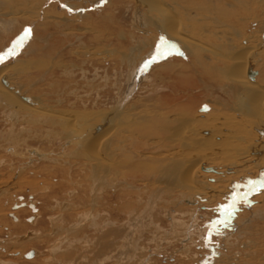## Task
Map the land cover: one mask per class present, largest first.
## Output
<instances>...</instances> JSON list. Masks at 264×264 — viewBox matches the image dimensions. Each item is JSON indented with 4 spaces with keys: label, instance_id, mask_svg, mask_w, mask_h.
I'll list each match as a JSON object with an SVG mask.
<instances>
[{
    "label": "bare ground",
    "instance_id": "obj_1",
    "mask_svg": "<svg viewBox=\"0 0 264 264\" xmlns=\"http://www.w3.org/2000/svg\"><path fill=\"white\" fill-rule=\"evenodd\" d=\"M115 1H117V4L115 6L118 5L117 8L118 11L124 5H126L127 2H129V0H107L108 4L106 6L114 5L116 3ZM132 1L134 2V9H135L134 13L137 14L135 15V23L136 21H138L136 24L138 33L136 32L135 33L136 34L140 33L138 35V41L134 36L135 33L133 34L131 33L129 36L132 37V40L130 41H132L133 44L132 46L127 48V51H129V53L128 52H126L125 54L122 52L120 53L118 49L115 48V52H116L115 59H117L118 64L120 62V64L122 63V65H128L130 68H135V66L137 67L133 69L134 72L132 71V73L134 74L131 76L132 77L131 82L130 83L128 82L129 83L128 85L130 87L129 94L131 95L135 91L134 89L135 80L138 81L139 79V81L143 82L147 79L146 77L142 79V77L139 76L140 74L137 72L140 63L144 60V58L146 59L145 54H144L145 57L143 56V52L147 48L148 49L153 48L152 45L155 46L158 39L163 38L164 43H167L168 45L170 44L174 46L177 50L183 51L186 54V58L184 59L185 61L182 59L181 60L172 59L173 60L172 63H171V59L169 60L167 59L168 62H166L164 65L154 66L153 69L155 70L157 69L155 72L157 73L158 69L161 68L163 70V74L167 76H171V78L173 79L174 77H179V81L181 84H185L187 82V84L181 86L184 89H187L188 87L198 88L203 86L205 88L204 90L209 92L212 89H215L217 85L222 92L226 93V95L229 98L234 100L233 102L234 104H232L230 109L234 114L231 115L228 113L226 114L222 113V115L221 114L219 115L218 114L219 112L218 113L214 112L215 109L217 108L213 109V106L210 103L206 104L210 108L207 112H201L199 110L198 113L196 112L194 113V111L190 109L191 108L190 106L187 107L183 106L178 109L176 104L172 105L171 103V105H169L168 103H164L163 104L165 105L164 107H159L158 111L151 110L152 112L150 111L149 112L150 114L147 112L144 113L143 111L142 112L140 111L138 114L133 113L132 115L133 117H131V115L128 113L129 123L131 121L133 123L140 121L143 122V124L140 122V125L139 124L128 125L126 124L127 111H125L126 109L124 110L125 107H122L119 113H117L116 111L118 109H115L112 112L108 113L107 116L105 117H103V115H100L101 119L96 120L97 124L93 128H91V131L89 132L86 129L87 126L83 124L84 122L81 123L77 121L79 125L77 124L76 117H74V114L68 113L63 115L64 118L62 120H64L66 123L69 122V125H71L70 128H67L68 126H66V124L64 123L61 124L62 126H66L65 130L67 129L68 131V129L75 127V129L71 133L72 142L75 143V141L77 140L85 142L86 151L89 152L90 154L89 156L86 157L83 156V157L87 158L85 165L86 167L89 166L90 173L88 177L93 182L91 184V187L93 185L91 192L92 194L94 193V199L96 200V202L94 203V207L95 206H97L98 208L101 207L102 204H100L99 198L100 196L102 197L100 193L104 191L105 187H106V191L104 193L105 195L109 193L111 194L112 192H114V195L109 194L107 196L108 198L111 199L109 210L107 207L105 208L107 209V211L98 209L95 210L94 214L88 213V211L82 214L80 213L81 215L78 221L74 222L69 228L68 226H66L67 227L66 231L68 230L67 232L71 233V232H76L77 229L78 231L81 230L80 229L81 226H79V222L82 223L84 222L86 224H88V222L89 223L91 222L89 227L93 229L92 233L97 228L99 230L98 241L95 243L98 245V247L100 246L99 251L96 250L97 247L96 246L94 249L89 250L90 251L89 256L87 255L88 253L87 254L82 253L72 256L73 247L71 248L70 246L71 245L74 246L73 243L75 241H71V242L68 241L69 242V244L67 243L68 245H66V243H63L65 244V246H68L67 248L70 247L72 250L70 254L68 252L69 254L68 257L63 255L66 252L64 250L65 251L64 253L61 252L63 257L61 255V258H59V260L57 258L53 259V257L46 258L44 260L46 261L45 264H108L106 262H109L110 260L112 261L111 264H123L121 263V261H126L124 264H131L133 262H135V264H141L149 253L147 252V250H143L142 246L144 245L145 241L148 242L146 244L149 245V242L151 243V241H154L153 240L154 237L153 239L151 238L152 240L150 241H147V239L149 240L150 238L145 239L143 242L135 240L134 238L136 237L133 238L132 236L133 234H131L132 231L129 234L128 226H130V224L139 221L142 225H144L148 216L153 215L154 219H151L153 221V224H157L156 225L157 231L161 230L162 226H159L158 222H155L156 217L159 215V209L161 208L163 212L164 211L167 212L166 217L169 215V218H171L172 216L168 213V211L171 209L174 210V208L177 207V205L179 204L181 206L188 208L186 212H184L183 214L184 216L189 217L188 218L189 220L192 218H196L198 220L201 216L199 215L200 209L203 206H208V204L210 203V198L213 195L221 196V198L222 197L224 198L225 196L226 202H228L230 199L233 200L234 195H239V203L237 204V208L242 211L244 208L247 210V214L245 218L242 219L239 218V220L237 221L239 226L236 227L240 233V235L238 236L242 239L244 251H243V257L240 259V262L238 261V263L236 264H264V236H262L263 234L261 233L260 234L256 233V231L254 230V228H256L254 225L256 224V221L264 220V188H261L258 194L251 193L250 189L252 187H259V183L257 181H255L256 182L255 185L253 184L251 185L249 183L250 181L253 182L254 179L256 180L259 173L260 174L262 173L263 175L264 172V137H263L264 135H262L264 133V85H263L264 78L259 76L256 79H252L253 76L252 61L255 58V56L258 55L259 50H261L260 47L264 45V38L262 40L260 39L261 41L259 40L258 43L256 36H254V34L251 36L246 35L247 34L246 30L248 25L250 23H253V21H255L254 19L256 18L255 17L256 4L259 0H132ZM101 2L102 0H95L92 1V3L90 2V5L94 4L91 6V8L94 6H100ZM58 3L67 4L68 7H71L73 9H79L78 8L79 5L75 3L73 4L71 0H58ZM119 4H121V6H119ZM24 5L26 6L27 4ZM36 8L37 11L35 12ZM2 9L3 11H5V9L11 10V0H0V10ZM32 10L33 8L31 9V11ZM64 10L65 12L63 11L57 12V10H55L54 7L50 5L48 7H45V0H43L42 3L39 4V6L35 7L33 12L31 13L36 14L34 18L42 17V19L47 18V16L52 14H60V15L66 14L67 16L73 14V12L68 13L66 8ZM19 12L20 11L18 10L10 11L9 14L13 16L10 20L0 19L1 35L4 34L5 36L6 34L11 33L8 37H12L11 40H9V42L7 41L8 42L7 45L4 44V47L0 48L1 52L3 51L5 52L9 50L11 43L15 42L16 40L15 38H13L16 32H12V30H14L15 28L14 25L17 24L18 21L17 16ZM86 15L87 13L85 14L83 13L81 15H78L77 17L75 16V18L77 19L82 17L84 18L86 17ZM33 24H35L34 21L30 23V25L34 26ZM44 25H48L47 21H45ZM262 29H264V26L262 27ZM39 31L35 29L34 31L35 35L33 34L34 36L33 35L32 36L38 37L40 39L42 38L41 40L46 43V41L50 39V35L46 31H43L42 33ZM126 36L127 35L123 30L122 31L120 30V32L117 33V37H119V39H122V41L118 40L117 46L122 51L126 49V46L124 44L125 42L128 41ZM74 37L81 39L78 36H74ZM145 37L147 42H144ZM95 41L97 44L100 43L103 44L102 42H105L98 38H95ZM244 41L247 42L246 45L242 44ZM255 43L258 44L255 45ZM34 44L31 45L29 48L27 47L28 50L33 52ZM103 47H105V44L102 45L101 49ZM47 49L50 50V48H45L44 50H42L39 47V49L36 50L35 54L36 53L38 54L41 50L43 51V56H45V53H49V52L51 53V50L48 51ZM96 50H92V51L97 52ZM149 50L151 52V49ZM20 56L22 55L20 54ZM59 57L58 59L63 61L61 59L62 57L61 58ZM14 58H16V56ZM115 59H109V64L112 65L113 63H116L117 61ZM20 60L22 61V59H17L16 60L17 63H19ZM90 61H95V60L92 58L90 59ZM36 62L38 61L36 60ZM28 63H32V62H27L26 64L29 65ZM12 66L13 65L10 64L7 65L0 64L1 114H5L6 116H12V118L15 120L18 119V116L24 114L29 116V118H31L32 120H35L39 123H44V125L50 123L54 124L52 119L49 120V117L53 118V115L55 117V112L53 111V113H51L50 112L51 109L49 110L48 109L49 107L47 108L46 104H44L42 100L39 101L40 100L39 98H36L32 94L31 95L28 94L29 91L26 92L25 91L26 89L23 88L24 86H22L20 83H17L18 81L16 82L17 78L15 77L14 79V77H12L13 75H10L9 73V70L11 68H14V66L13 67ZM39 66H43V65L35 64L31 67L37 68ZM28 70H29L28 72H30V69ZM161 72H158L157 74L160 75ZM160 76L162 78L164 77L162 75ZM3 79H6L8 85H5L3 83L2 81ZM41 80L43 79L41 78ZM185 80L187 81L185 82ZM183 91L184 90H182V92ZM21 96H26L28 98H31L32 102L27 103L22 99ZM120 104L121 103H119V105ZM220 104L224 108L225 104L223 103ZM228 105L229 104H227L226 107H228ZM123 111H125V114L123 115V119L118 122L117 119L121 116ZM175 112L176 114L174 115L173 113ZM170 114H173L174 118H172V116H169ZM56 115H59V113ZM57 119H61V118H57ZM55 120L56 119L54 118V121ZM57 125L58 124H56V126ZM56 129L58 128L56 127ZM129 129L132 130L134 129V132H136L135 135L131 134V136L128 135L127 137L122 135L125 133L129 134L130 132ZM49 132L46 133L49 134ZM140 135H143L145 138H148L149 140L153 139L154 137L158 139L159 142L157 141L156 143H152L154 145L156 144V146L153 147L150 146V148L155 149L156 147H158L159 148L158 150L155 149L153 151H156V153L159 152L158 153L159 155H153L148 157L145 156L144 158L143 156L135 152V149L136 150L139 149L140 146H147V147L149 146L140 143V141L138 140V137H140ZM163 138H165V140H163ZM71 140H68V143H70L69 141ZM132 140H134V142H132ZM130 141L131 143H129ZM135 146H137V148ZM79 147H81L80 143H79ZM132 149L134 151H132ZM6 150H8V148ZM9 150L10 151L12 150L11 152L13 153L18 151L16 148H10ZM31 158L32 157L29 156H27L26 158L30 161V163L28 161V165H31L32 163ZM206 168H214L216 172H207L205 170ZM83 170L84 171L86 170L87 172V169H83ZM14 175L16 176V174ZM15 176H12V178ZM262 178L260 179L261 181L264 180ZM9 179L11 178L9 177ZM17 179H19V177ZM28 180L30 179L28 178ZM14 182L15 183L13 185L16 184L17 187L20 188L30 185L31 183V181H27L25 179H21L19 181L15 180ZM33 182L35 181H32V183ZM141 183L143 186H141ZM39 184L44 186L43 189H40V192H42L43 194H46L53 190L51 188L52 187L51 185L44 184L42 182H39ZM55 184L57 185L58 183L56 182ZM7 188H8V181L1 180L0 198L5 194V192H8V189L10 187L8 189ZM31 189H36V188L33 187ZM244 193H250V194L247 197H245ZM228 195H230L229 199H227ZM30 196H32L33 199L32 201H29ZM15 199L22 201V204H19L20 208H18L20 210L17 211L18 210L17 209L16 211H14L13 209V213L8 212V216L10 214H13L18 219L15 221V222H19L17 224L18 226L22 225L21 223L23 222L21 218L22 214L26 213L25 211H29V209L32 210V213L34 214L33 218L30 220L31 222H33V220L34 221L37 220L38 216L40 217L41 210L38 206L39 201L36 198V194L29 195L28 197L16 196ZM18 200L16 201L17 202L16 205H18L19 203ZM67 200L69 201L68 198ZM107 201L108 199L106 200V202ZM247 202L250 203L249 206H245V203ZM252 202L255 203L252 204L253 206H251ZM14 203L15 201L9 206V208H11V206ZM31 206H33V208ZM114 206H115V210L112 211L111 207ZM9 210L11 211V209ZM151 211H155L154 214L150 213ZM183 221L185 220H182L177 226L173 222L169 223L170 229L166 230V232L164 230L165 234L163 230L161 231L165 235L164 239H166L164 240L165 245H163L164 249L162 251H165L167 245L170 246V243L173 244L175 242H178L182 237L185 236L184 229L186 228L187 225H189V223L187 222L184 228H180ZM106 225L108 227H106ZM260 227L261 226L259 225V228ZM69 229L71 232L69 231ZM148 231L151 234L150 230ZM260 231L259 229L257 230V232ZM249 234L252 235L254 234L255 237L252 236L253 238H250L248 236ZM88 236L89 234L87 235V237ZM90 236L92 235L90 234ZM151 236H154V234ZM29 237L23 239H28ZM161 238L162 237H160V239ZM74 239H77V237ZM171 239L174 241H172ZM157 244L156 247L159 245ZM161 244H163V242H161ZM56 248H59L58 245ZM4 251H6V253L8 252L5 249ZM54 251L55 248L54 250H52V252L54 253ZM75 252L77 251L75 250L74 253ZM35 253L37 255L41 254L39 251H37V249H34L33 256L31 258H27V257L26 258L28 260L35 258L34 256ZM184 253L181 255H184ZM11 254L15 258L20 257V259H23L26 253L21 251H15L12 252ZM15 255L19 257H16ZM155 262L156 260L154 261V263ZM191 262L188 264H191ZM4 263L5 262L2 263V261H0V264H4ZM8 263L13 264L14 261L11 260Z\"/></svg>",
    "mask_w": 264,
    "mask_h": 264
},
{
    "label": "rangeland",
    "instance_id": "obj_2",
    "mask_svg": "<svg viewBox=\"0 0 264 264\" xmlns=\"http://www.w3.org/2000/svg\"><path fill=\"white\" fill-rule=\"evenodd\" d=\"M42 1L43 0H11V10H9V9L8 10L5 9V11H3V9L0 10V13L2 14V15L0 14L1 20H10L13 17L12 15L9 14L10 11H13V10L20 11L18 13V16H17L18 17L17 24L14 25L15 28H14V30H12V32H16L14 34V36L12 33L13 38H15L16 40H15V42H12L11 46H10V49L15 47L16 52L18 54L15 55L16 58H9L8 59L9 61L7 60L8 62L6 61V63L3 65H7V64L13 65L14 68H11L9 70V73H10V75H13L12 77H14V79H15V77L17 78L16 82L18 81L17 83H20L22 86H24L23 88L26 89L25 91L26 92L29 91L28 94H30V95L32 94L36 98H39L40 99L39 101L42 100L44 102V104H46V107L47 108L49 107L48 108L49 110L51 109L50 110L51 113H53V111L55 112V117H54V115H53V118L49 117V120L52 119L54 124H51V123L47 124V125L45 124L46 127H45L44 123H39L35 120H32L31 118H29V116L24 115V114H22L23 116L22 115L18 116V119L15 120L12 118V116H6L5 114H1V112H0V163H2V164H0V172L2 171L0 173V179L2 181H8V188L10 187L9 189L7 188L8 192H5V194L0 198V201H2V202H0V209H1L0 210V215H1L0 216V238L1 239L4 238V230L2 229V227L8 226L12 223V221H10V215L8 216V212L13 213V206L16 205V203H17L16 201L18 200V199H15L16 196L17 197H20V196L28 197L29 195H35L36 194V198L39 201L38 206L41 210L40 217L38 216L37 220H35V221L33 220V222H31L28 219L30 217H33V215H34L32 213V210L29 209V211L31 213L29 211H25L26 213L22 214V216H21V218L23 220V222H21L22 225L18 226L19 228L17 227L18 230L21 231L22 233H20L19 236L14 237V240H13L14 242L9 241V243H7L8 244L7 248L9 250L21 251V252H24L26 254L30 250L33 251L34 249H37V251H39L41 253L40 255H37L35 253V259L34 260H37V264H41V263L45 264L46 263V261H44V260L46 258H50L52 256L53 247H55V249L57 251L56 254H55V251L53 254H55L56 257L57 256L61 257V255H62L61 252L64 253L66 251L65 249L67 247L63 243L67 242L69 244L68 241H70V242L75 241L73 243L74 246L71 245L70 247L71 248L73 247L72 248L73 251L76 249L77 252H75V253H78V254H82V253L83 254L84 253L89 254V252H90L89 250L94 249L96 246H97L96 250L99 251L100 246L98 247V245L95 244L98 241L99 230L97 228L92 233L93 229L91 227H89L91 222L90 223L88 222V224H86V223L83 224L84 222L83 223L81 222L79 225L82 224L84 228H82L80 230L82 232L78 231V229H77V231H76L77 233L71 232L70 229H69V231L71 233H68L67 232L68 230L66 231V228H67L66 226H68V228H69L74 222L78 221L80 215L86 211H88V213L94 214L95 210H98V209L103 210V211H107V209H105L107 207H108V210L110 209L109 205L111 203V199L107 197L110 193L106 194V195L104 194L106 191V187H105L104 191L102 193H100L102 195V197L100 196V198H99L100 204H102L101 207H99V208L97 206L94 207V203L96 202V200L94 199V193L92 194V192H91L92 191L91 189L93 187V185L91 187V184L93 182L88 177L89 173H90V169H89V166L86 167V165H85L87 158H84L86 156H89L90 154H89V152L86 151V143L85 142L79 141V140L75 141V143L72 142L71 133L75 129V127L68 129V131H67V129L65 130L66 126H68L67 128H70L71 125H69V122H67L68 123L67 124L64 120H62L64 118L63 115L68 114V113L74 114V117H76V122L77 121H79L81 123L84 122L83 124L85 126H87L86 129L89 132V131H91V128H93L97 124L96 120L101 119L100 115H103V117H105V116H107L108 113L112 112L115 109H118L116 111H117V113H119L121 111L122 107H125L124 110L126 109L125 111H127V123L126 124H128V125H131V124H133V125L139 124L140 125V122H141L140 121V122L133 123L131 121L129 123L128 113L131 115V117H133L132 116L133 113L138 114L140 111L141 112L143 111L144 113L145 112L149 113L151 110L152 111L153 110L158 111L159 107L165 106V105H163L164 103H168L169 105H171V103H172V105L176 104L178 109L183 107V106H185V107L190 106L191 107L190 109H192V111H194V113L195 112L198 113L203 105L210 103L213 106V109L217 108V109H215L214 112L215 113L219 112L218 113L219 115L220 114L222 115V113H225V114L228 113L231 115L234 114L232 112V110H230L232 104H234L233 103L234 100L229 98L226 95V93L222 92L217 85H216L215 89L211 90L212 92L209 91L210 93L208 91L204 90L205 88L203 86L198 87V88L188 87L187 89H184L181 86L187 84V82H186L187 80H185L186 83L183 82L185 84H181L179 81V77H174V79H173V78H171V76H167V75L163 74V70L161 68H160L161 70L158 69V72L162 71L160 75L164 76L163 78L159 74H157L158 72L157 73L155 72L157 69L156 70L153 69L154 66L164 65L166 62H168L169 59H171V63H172L173 62L172 59L184 60L186 58V54L183 51L177 50L174 46H172L170 44L168 45L167 43H164L163 38H159L158 41L156 42L155 46L152 45L153 48H149V49H151V52L148 48L143 52V56L145 54L146 59L144 58V60L140 63V65L138 66L137 72L140 74V75L139 74L138 75L141 76L142 79L144 77H146L147 79L143 82L139 81V79H138V81L135 80V82H134L135 91L131 95L129 94L130 87L128 84L131 82V78H132L131 76L134 74V73H132V71L134 72L133 69H135L137 67L135 66V68H130L128 65H122V63L120 64V62L118 64L117 59H115V57H116L115 48L118 49V51L120 53L121 52L124 54L126 52L129 53V51H127V48H129L133 44V42L130 41V40H132V37L129 35L131 33L133 34L135 32L138 33L137 32V26H136L138 21H136V23H135V15H137V14L134 13L135 12L134 2L132 0H129V2H127L126 5H124L119 11L117 10L118 5L115 6L117 4V1H115L116 3L114 2L115 4L112 6H106L108 4L107 0H106V2H105V0H102L100 6H94L91 8V6L94 4L90 5V2L92 3V1H95V0H71L73 2V4L74 3L78 4L79 5L78 8L84 9V11L83 12L74 11L72 15H68V16L66 14H64V15L52 14L53 16L49 15V16H47V18H43V19H42V17L34 18V16L36 14H33L31 12H33L34 8L39 6V4L42 3ZM24 4H27V5L25 6ZM49 5L54 7V9L57 10V12L58 11L65 12V10H64L65 7H62L61 5H67V4L58 3V0H48V1L45 0V7H48ZM119 6H121V4H119ZM88 7H90V8H88ZM32 8H33V10L31 11ZM96 8H97V10H96ZM36 11H37V8H36L35 12ZM83 13L84 14L87 13L86 17H84V18L82 17V18H78V19L75 18V16L77 17L78 15H81ZM31 15H32V17H31ZM64 16H65V18H64ZM255 17H256L254 19L255 21H253V23H250L248 25L247 30H246L247 31L246 35L251 36L254 34V36H256V39L259 43V40L260 39L262 40L264 38L263 37L264 36V33H263L264 29H262V27L264 26V1L263 0H259L256 4ZM33 21L35 23V24H33L34 26L30 25V23ZM45 21H47L48 25H44ZM49 23H50L51 27H50ZM22 26H24V27H22ZM26 29H31V36L33 34L35 35V32H34L35 29L38 31L40 30L39 32H41V33L43 31H46L50 35V39L48 41H46V43L41 40L42 38L40 39L38 37H33L34 35L32 37L30 36L29 39H23L24 32ZM120 30L125 31V33L127 35L126 37L128 39V41L124 43L126 46V49H124L125 51L124 50L122 51L117 46L118 40L122 41V39H119V37H117V33L120 32ZM136 33L134 36H135L136 40L138 41V35L140 33L139 34H136ZM10 34L11 33L6 34L4 36V34L1 35V33H0V48H3L4 44L7 45L9 40H11L12 37H8ZM136 35H137V37H136ZM74 36H78L81 39H78ZM95 38H98V39L105 41V42H102L103 44H105V47H103L101 49L103 44H101V43L97 44L95 41ZM42 42H43V44H42ZM144 42H147L146 37H145ZM258 43H255V45H257ZM33 44H34V47H33L34 49L32 52V51L28 50V48ZM242 44L246 45L247 42L244 41ZM262 46L260 47L261 50H259L258 55L255 56V58L252 61V67H253L252 68V71H253L252 79H256L259 76L264 78V45H262ZM39 47L42 50H44L45 48H50L51 53L50 52L45 53V56H43V51L40 50V52L38 54L37 53L35 54L36 50H38ZM158 48L165 50L167 53H171L167 57L168 60L167 59H160L157 63L151 64L147 68H145L144 67L145 62L152 59V57L157 53ZM52 49H53V51H52ZM47 50H46V52H47ZM50 50H48V51H50ZM85 50L88 52H86ZM92 50H96L97 52H94ZM0 52H1V50H0ZM20 54L22 56H20ZM58 57L59 58L62 57L61 59L63 61L58 59ZM92 58L95 61H90V59H92ZM10 59L12 61H15V62H12ZM17 59H22V61L20 60L19 63H17V61H16ZM49 59H50V62H49ZM109 59H115L117 62L110 65ZM36 60L38 62H36ZM21 62H23V63H21ZM27 62H32L33 64L28 63L29 65H27L26 64ZM39 63H41V64H39ZM35 64L36 65L37 64L43 65V66H39L37 68L31 67ZM19 65H21V66H19ZM16 67H19V68H16ZM12 69H14V70H12ZM28 69H30V72H28L29 71ZM68 70H69V72H68ZM135 74H136V71H135ZM41 78L43 80H41ZM138 78H140V77H138ZM175 79H176V81H175ZM182 90H184V91L182 92ZM119 103H121V104L119 105ZM124 103H126V104H124ZM220 103L225 104L224 108L222 107V105ZM227 104H229L228 107H226ZM124 105H126V106H124ZM157 106H158V108H157ZM125 111H123L121 116L118 118L119 120L117 119L118 122L123 119V115L125 114ZM176 112L173 114L175 115ZM58 113H59V115H56ZM173 114H170L169 116H172V118H174ZM87 115L88 116L90 115L89 118ZM165 117H168V116H165ZM54 118L56 119L55 121H54ZM57 118H61V119H57ZM56 122H58V123H56ZM30 123H32V124H30ZM63 123L66 124V126H62L61 124H63ZM141 123L143 124V122H141ZM56 124H58V125L56 126ZM77 124H78V122H77ZM50 125H52V126H50ZM56 127L58 129H56ZM129 130H130L129 134L125 133L122 135H124L125 137H127L128 135L131 136V134L135 135L136 132H134V129L133 130L129 129ZM46 132L47 133L49 132V134H47ZM57 133H59V134H57ZM262 135H264V133ZM142 136L143 135H140V137H138V140L142 144L149 145L148 146L149 148L147 146H140L139 149H137V150L135 149V152H137V154L143 156L144 158H145V156L148 157V156H153V155H159L158 154L159 152L156 153V151H153L155 149L158 150L159 149L158 147H156L155 149L150 148V146L151 147L156 146V144L154 145L152 143H156L158 141V139L154 137L153 139L149 140L148 138H145L144 136L143 137ZM58 137H60V138H58ZM48 138H49V140H48ZM56 138H58V139H56ZM68 140H71V141H69L70 143H68ZM163 140H165V138H163ZM82 142L85 144V146ZM132 142H134V140H132ZM79 143H80L81 147H79ZM129 143H131V141ZM135 147L137 148V146H135ZM7 148H8V150H6ZM10 148H16L18 151L13 153V152H11L12 150L11 151L9 150ZM132 151H134V150L132 149ZM71 154H73V155H71ZM27 156L32 157L31 158V160H32L31 165H28L29 160L26 159ZM29 163H30V161H29ZM82 168L87 169V172H86V170L84 171ZM1 174H2V176H1ZM14 174H16V176ZM68 175H70V176H68ZM259 175L256 178V180L254 179L253 182L257 181L259 183L261 181L260 179L262 177H263L262 179H264V172H263V175H262V173L261 174L259 173ZM12 176H15V177L12 178ZM9 177L11 179H9ZM18 177H19V179H17ZM87 177H88V179H87ZM28 178L30 180H28ZM21 179L31 181V183H32V181H35V182H33L34 184L30 183V185L24 186L23 188L17 187L16 184L13 185L15 183L14 182L15 180L19 181ZM39 182L51 185L52 187L51 186L50 187L53 190L46 193V194H43L42 192H40V189H43L44 186L39 184ZM56 182L58 183L57 185L55 184ZM209 182H211V181H209ZM59 184H61V185H59ZM58 185H59V188H58ZM65 185H67V186H65ZM141 186H143L142 183H141ZM33 187L36 189H31ZM27 189H29V190H27ZM61 192H63V193H61ZM108 192H109V190H108ZM32 193H34V194H32ZM111 194L114 195V192H112ZM217 196L213 195L210 198V203L208 204V206H203L200 209L199 215H201V216L198 220H200L202 223L204 222V224H202V225H205L206 223L211 222L213 220L219 221L221 218H224L225 222H223V226L226 227V229L223 230L222 228H220V231H222V232L223 231L224 232L225 231L233 232V235L235 237L236 236L235 228H237L236 226H239L237 221L239 220V218H241V219L245 218V216L247 214V210L244 208L242 211V210L237 208V211L233 214V216L226 217L225 215L222 214V212L220 210L221 206L231 203L232 200L230 199L228 201L229 202L228 203V202H226L225 196H224V198L223 197L221 198V196H218V197H220V198H218ZM229 196L230 195L227 196V199H229ZM67 198L69 199L70 202L67 200ZM106 198L108 199L109 202L108 201L106 202V200H107ZM220 199H221V201H220ZM14 201H15V203L11 206V208H9V206ZM18 201H19L18 205L22 204L21 200H18ZM113 202H114V200H113ZM252 204H255V203L252 202L251 206H253ZM249 205H250L249 202L245 203V206H249ZM72 206H73V208H72ZM111 208H112V211L115 210V206L111 207ZM4 209H7V210H4ZM9 209H11V211ZM187 209L188 208L181 206L180 204L177 205V207H175L174 210L171 209L168 211V213L172 216L171 218H169V215L167 214L168 215L167 217L169 218L168 219L166 217L167 212H165V211L163 212L160 208L159 209V215L156 217L155 222H158V225L162 226L161 230L157 231V227H156L157 224H153V221L151 220V219H154L153 215L148 216V218L146 219V222H145L146 224L144 223L143 226L141 224H139V221H136L133 224H130L129 229L132 232H134L136 230H142V229L145 230V227L147 226L148 227L147 229L150 230V232H151V234H150L149 231L147 230L148 231L147 232L148 233L147 238H150L149 240L147 239V241L152 240L153 237H154V239H153L154 241H151V243L149 242V245L146 244L148 242L145 241V243L142 247H143V250H147V252H150V251L153 252L156 249L157 243L160 245L161 242H163V244H164V240H166V239H164V237H165L164 234H165L166 230L170 229L169 223L173 222L177 226L182 220H185L182 222V225L180 227V228H184L185 225L187 224V222L190 223L192 221V219L189 220L188 219L189 217H186L183 215ZM19 210L20 209H18L17 211H19ZM14 211H16V210H14ZM154 212L155 211H151L150 213L154 214ZM69 220H71V221H69ZM36 221H37V223H36ZM63 221H64V223H63ZM263 221L264 220H257L256 224H254L256 227V228H254V230L256 231V233L263 234L262 236H264V232H263L264 222ZM15 223L17 225L19 222H15ZM259 225L261 226L260 228H259ZM106 227H108V226L106 225ZM154 227H155V229H154ZM258 229H259V231L260 230L261 231L257 232ZM162 230H163V232L165 230L164 234H163V232H161ZM152 231H153V233H152ZM96 232H97V234H96ZM24 234H27V236H25ZM88 234H89V236H90V234L92 236L87 237ZM153 234H154V236H151ZM74 235L77 237L78 240L74 239V238H76ZM238 235H240L239 232L237 233L236 237L239 240H242ZM248 236L250 238L255 237L254 234L253 235L249 234ZM258 236H261V235H258ZM27 237H29V238L23 239V238H27ZM156 237L159 239H157ZM160 237H162V238L160 239ZM188 237H191V235H189ZM8 240L9 239H7L5 241H8ZM194 240L196 243H198V242L201 243L202 239L199 237H194ZM172 241H174V240H172ZM217 241H218V239L216 237V242ZM233 241H234V238H233ZM67 243H66V245H68ZM57 245L63 246L62 251L59 248H56ZM178 246L180 249L181 248L180 245L177 244V242H175V244H173L172 248L177 249ZM70 247L67 248L68 252L72 251ZM2 249L4 250L5 248H1V250ZM174 249H171V247H170V249L165 254L166 256L164 257V259L161 257L157 261L158 258H155L152 261V263L153 264H157V263L165 264V262H166L165 260H167V255L168 256L170 255V257L175 258L176 255H178V252H175ZM241 251H244V250H242V248H241ZM11 253L9 252L8 254H11ZM223 253L226 256L229 255V257H234L233 263L236 264V263H238V261L240 262L239 257L238 256L235 257L234 255L231 254V252H227V253L223 252ZM65 254L66 253H64L63 255H65ZM69 254H67V255H69ZM72 256H74V254H72ZM16 257H19V256H16ZM27 260H28L27 258L21 259L18 261V263L20 262L19 264H29V262H25ZM155 260H156V262L154 263ZM3 262H5L4 264H12V263H8L7 261H2V263ZM182 262H183V264H188L187 262H184L183 260H182ZM35 263H33V264H35ZM106 263L111 264L112 261L110 260L109 262H106ZM131 264H135V262H133Z\"/></svg>",
    "mask_w": 264,
    "mask_h": 264
},
{
    "label": "crops",
    "instance_id": "obj_3",
    "mask_svg": "<svg viewBox=\"0 0 264 264\" xmlns=\"http://www.w3.org/2000/svg\"><path fill=\"white\" fill-rule=\"evenodd\" d=\"M203 217V216H202ZM194 219V220H193ZM10 221H12V219L10 218ZM214 221V220H213ZM213 221H211V222H213ZM216 221V220H215ZM219 221H223V222H225V220H224V218H221ZM195 222V223H194ZM211 222H208V223H206L205 225H202V224H204V222L202 223L200 220H197L196 218H192V221L189 223V225H187L186 226V228L184 229L185 230V236L184 237H182L177 243L180 245V247L182 248H180L179 249V246H178V248L177 249H174V248H172L173 246H171V245H173V244H175V243H173V244H171L170 243V246H168L167 245V248H166V250L165 251H162L163 249H164V246L163 245H165V243L164 244H161V245H158L157 247H156V249L152 252V251H150L149 253H148V255L146 256V258H145V260L141 263V264H153L152 263V261L155 259V258H163L164 259V256H166L165 254L167 253V251L170 249V247H171V249H174L175 250V252H178V255H176V257L175 258H172V257H170V255H169V257L167 256V261L165 262L166 264H168V261H169V264L171 263H175V264H181V263H183L182 262V260L184 261V262H187V263H190L191 262V260H192V263L191 264H235V263H233V258H231V257H229V255L228 256H226L223 252H232L231 254L232 255H234L235 254V257H239V259H241L242 257H243V251H241V248H242V250H243V243H242V240H239V239H237V233L239 232L238 230H237V228H235V234H236V238L235 237H233L234 235H233V232H228V231H220V228H224V226H223V223H221V224H219L218 225V231H215V232H212V234H211V238H209V227H208V225L211 223ZM81 222H79V224H80ZM83 224H85V223H83ZM139 224H141L140 222H139ZM16 226V228H14V226ZM142 225V224H141ZM196 225V226H195ZM200 225V226H199ZM79 226H81L80 227V229H82L83 228V226L82 225H79ZM143 226V225H142ZM190 226V227H189ZM199 226V227H198ZM223 226V227H222ZM18 225H16V223L14 222V221H12V223L10 224V225H8V226H3L2 227V229L4 230V238L3 239H1L0 238V261H7V262H9L10 260H12V261H14V263L13 264H16V261H17V264H18V261L19 260H21L20 259V257L19 258H15V257H13V255L12 254H8L9 252L11 253V252H15L14 250H9L8 248H7V246H8V244L7 243H9V241H11V242H14L13 240H14V237H16V236H19L20 235V233H22L21 231H19L18 230ZM189 227V228H188ZM195 227V228H194ZM130 227L128 226V229H129ZM14 229V230H13ZM224 229H226V227L224 228ZM223 229V230H224ZM148 229H147V226L145 227V230L144 229H142V230H136V231H134V232H131V230L129 229V234H130V232H131V234H133L132 236H133V238L134 237H136V238H134L135 240H137V241H144L145 239H147V237H148V231H147ZM188 231H189V233H188ZM192 233H191V232ZM194 233V234H193ZM146 234V235H145ZM194 236H193V235ZM25 236H27V234H24ZM139 235V236H138ZM189 235H192L191 237H188ZM145 236V237H144ZM223 236V237H222ZM225 236V237H224ZM6 237V238H5ZM194 237H199V238H201L202 240H201V243L200 242H198V243H196L195 242V240H194ZM203 237V238H202ZM216 237H217V239H218V241L216 242ZM190 238V239H189ZM215 238V239H214ZM229 238H230V240H229ZM235 239L234 241L233 240H231V239ZM7 239H9L8 241H5V240H7ZM238 240H239V242H238ZM193 241V242H192ZM197 241V240H196ZM204 241V242H203ZM241 242V243H240ZM67 243V242H66ZM168 243V242H167ZM192 243V244H191ZM195 243V244H194ZM229 243V244H228ZM239 243V244H238ZM5 244V245H4ZM226 244V245H225ZM233 244V245H232ZM140 245V244H139ZM223 245H225V246H223ZM228 245V246H227ZM240 245V246H239ZM6 246V247H5ZM191 246V247H190ZM232 246V247H231ZM1 247L2 248H5V250H7L8 251V253H6V251H2L1 250ZM59 247V249H61L62 250V246H58ZM68 247V246H67ZM67 247H66V251H67ZM231 247V248H230ZM7 248V249H6ZM55 248V247H54ZM54 248L52 249V250H54ZM184 248V249H183ZM217 248H219V249H217ZM228 248V249H227ZM179 249V250H178ZM76 250V249H75ZM74 250V251H75ZM177 250V251H176ZM34 251V250H33ZM74 251H73V254L74 255H78V253H74ZM182 251H183V253H184V255H181V254H183L182 253ZM194 251V252H193ZM56 249H55V254H56ZM61 252V251H60ZM238 252V253H237ZM66 254H65V256H67L68 257V251L67 252H65ZM69 253H71V252H69ZM193 253V254H192ZM240 253V254H239ZM55 254H53L51 257H53V259H58L59 260V258H61L60 256L58 257H56L55 256ZM187 254H189V255H191V256H189V255H187ZM196 254V255H195ZM27 255V254H26ZM26 255L23 257V259H25L26 258ZM159 255V256H158ZM187 257H186V256ZM193 255H195V256H193ZM221 255V256H220ZM15 256H17V255H15ZM35 256V255H34ZM88 256H89V254H88ZM153 256V257H152ZM180 256V257H179ZM198 256V257H197ZM226 256V257H225ZM50 257V258H51ZM63 257V256H62ZM185 257V258H184ZM228 257V258H227ZM230 258V259H229ZM17 259V260H16ZM19 259V260H18ZM34 259L35 258H32V259H29V260H27V261H25V262H29V264H33V263H37V260L36 261H34ZM124 259V258H123ZM123 259H121V260H123ZM151 259V260H150ZM157 259V260H158ZM179 259V260H178ZM194 259V260H193ZM228 259V260H227ZM231 260V261H230ZM149 261V262H148ZM176 261V262H175ZM228 261H229V263H228ZM126 261H121V263H125ZM147 262V263H146ZM20 263V262H19Z\"/></svg>",
    "mask_w": 264,
    "mask_h": 264
},
{
    "label": "snow or ice",
    "instance_id": "obj_4",
    "mask_svg": "<svg viewBox=\"0 0 264 264\" xmlns=\"http://www.w3.org/2000/svg\"><path fill=\"white\" fill-rule=\"evenodd\" d=\"M105 2H106V0H105ZM61 6L65 7L69 13H72L74 11H80V12L84 11V9H73L71 7H68L67 5H61ZM30 36H31V29H26L24 32L23 39H28ZM17 54L18 53L16 52L15 47L9 49L6 52H0V64H4L7 59L14 58L15 55H17ZM170 54L171 53H167L165 50L158 48L157 53L152 57V59L145 62L144 67L147 68L149 65L157 63L160 59H167L168 55H170ZM203 110L207 111L209 109L205 105ZM249 183L253 184V185L256 184V182H252V181H250ZM261 188H264V181L259 182V187H252L250 189V192L251 193H258ZM249 194L250 193H244V196L247 197ZM238 202H239V195H234L231 203L221 206L220 210H221L222 214L227 216V217L233 216V214L237 211ZM221 223H223V221H213L208 225V227H209V238H211L212 232L218 231V225Z\"/></svg>",
    "mask_w": 264,
    "mask_h": 264
},
{
    "label": "water",
    "instance_id": "obj_5",
    "mask_svg": "<svg viewBox=\"0 0 264 264\" xmlns=\"http://www.w3.org/2000/svg\"><path fill=\"white\" fill-rule=\"evenodd\" d=\"M2 81H3V83H4L5 85H8V82L6 81V79H3ZM21 97H22V99H23L24 101H26L27 103H31V102H32V99H31V98H28V97H26V96H21ZM204 106H205V105H203V106L201 107V109H200L201 112H207V111H208V110H207V111L203 110ZM206 106L208 107V109H210L208 105H206ZM205 170H206L207 172H216V170H215L214 168H206ZM20 199H21V198H20ZM21 200H22V199H21ZM31 207L33 208V206H31ZM18 208H20L19 205H15V206L13 207L14 210H17ZM32 256H33V251L29 252V253L26 255L27 258H31Z\"/></svg>",
    "mask_w": 264,
    "mask_h": 264
},
{
    "label": "flooded vegetation",
    "instance_id": "obj_6",
    "mask_svg": "<svg viewBox=\"0 0 264 264\" xmlns=\"http://www.w3.org/2000/svg\"><path fill=\"white\" fill-rule=\"evenodd\" d=\"M33 199H32V196H30V198H29V201H32ZM11 216H10V218L12 219V221H16V220H18L13 214H10ZM33 217H30L28 220H31ZM29 252H31V250L29 251ZM28 252V253H29ZM27 253V254H28Z\"/></svg>",
    "mask_w": 264,
    "mask_h": 264
}]
</instances>
